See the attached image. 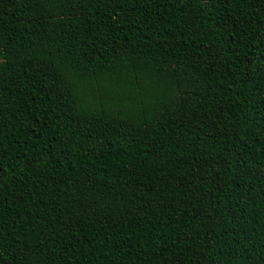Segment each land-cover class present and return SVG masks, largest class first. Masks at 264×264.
Returning a JSON list of instances; mask_svg holds the SVG:
<instances>
[{
	"label": "trees",
	"instance_id": "1",
	"mask_svg": "<svg viewBox=\"0 0 264 264\" xmlns=\"http://www.w3.org/2000/svg\"><path fill=\"white\" fill-rule=\"evenodd\" d=\"M0 264H264V0H0Z\"/></svg>",
	"mask_w": 264,
	"mask_h": 264
}]
</instances>
